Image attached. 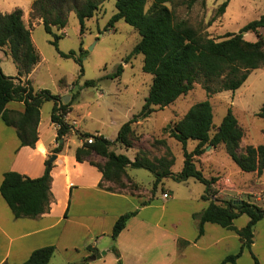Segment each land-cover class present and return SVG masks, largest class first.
<instances>
[{"label":"trees","instance_id":"obj_1","mask_svg":"<svg viewBox=\"0 0 264 264\" xmlns=\"http://www.w3.org/2000/svg\"><path fill=\"white\" fill-rule=\"evenodd\" d=\"M106 0H34L31 16L42 19L47 33L54 36L51 43L59 53L65 57L74 58L83 68V49L81 57L76 51L62 52L58 48L61 35L54 32V28L62 29L67 25L68 14L74 11L80 22V31L84 33L85 21L92 18L99 7ZM198 0H152L146 9L148 0H115L117 12L111 17L107 29L123 19L132 25L140 34V40L127 56L143 54V70L153 75V82L141 111L120 127L115 141L100 134L80 133L83 140L77 147L75 156L78 162H89L102 173L99 187L105 190L123 193L129 192L142 196L144 187L138 184L129 174L128 167L149 170L155 177L152 192L163 183L165 178H172L177 182L195 178L205 185L202 199L209 201L207 207L193 214L198 226V237L204 234V225L207 222L218 224L223 228L238 234L241 246L236 254L226 256L219 264H237V259L245 249L252 252L255 242V225L264 218V207L246 200L236 203L235 200L221 201L216 196L218 190L215 184L220 177L217 175L205 176L199 169L194 157L205 153L206 145L218 146L223 144L232 160L245 172L259 174L264 171V144L248 145L245 153L239 152L240 142L244 131L231 108L223 117L221 123L214 128V112L210 100L206 99L192 105L183 118L174 124H168L165 130L169 136L183 144L184 166L181 171L174 172L176 158L169 148L162 156L151 157L147 149L139 148L134 156L117 153L111 148L114 142L125 148L135 146L134 123L148 118L153 112L175 102L181 95L193 89L196 82L203 80L210 93L225 90H236L247 80L250 72L264 66V14L256 20L244 25L239 32H227L221 40L202 35L186 20H177L173 6L186 4L192 7ZM229 0L224 1L218 8L224 13ZM206 4V0H202ZM253 32L256 40H248L244 33ZM6 48L17 69V76H8L4 73L0 58V119L16 129L21 146L34 147L39 139L38 125L41 117V107L46 101H54L51 111L52 122L58 124L57 140L63 139L74 130L65 115L71 111L72 100L64 102L61 96L48 89L37 90L30 80H23L28 76L37 63L41 54L34 44L31 28L23 19V10L16 8L12 12L0 11V50ZM126 58V59H127ZM127 61V60H125ZM123 72L120 64L112 77H118ZM217 82L218 87H211L209 83ZM95 85V81L87 80L85 86ZM23 101V112L11 110L7 107L10 101ZM257 115L264 118V104ZM93 137V142L87 138ZM189 140L197 141L192 151L187 149ZM160 143L166 144L164 140ZM62 149L60 143L54 152ZM93 154L101 162L93 160ZM53 163L46 164L43 175L32 178L17 171H7L0 186V191L16 218H36L48 213L51 209L53 195L51 192ZM150 200H141L140 206H145ZM138 213V209L120 215L113 226L111 250L117 258V264H123L121 253L116 241L119 234L126 227L127 222ZM249 216L244 227H237L234 220L240 215ZM188 241L179 240V247L183 249ZM89 245L87 249L92 250ZM97 251H94L96 253ZM55 254V246L49 245L35 249L30 257L21 264H49ZM255 264H260L252 253ZM88 260L85 259L83 262Z\"/></svg>","mask_w":264,"mask_h":264},{"label":"rangeland","instance_id":"obj_2","mask_svg":"<svg viewBox=\"0 0 264 264\" xmlns=\"http://www.w3.org/2000/svg\"><path fill=\"white\" fill-rule=\"evenodd\" d=\"M224 1L226 0H206V4L203 5L202 0H198L192 7L186 4L173 6L170 3L168 6L173 9L177 20H186L199 33L216 40H221L227 32H239L248 22L264 14V0H229L226 11L219 13L218 8ZM33 2L34 0H0V10L12 12L16 8H21L28 13ZM151 3L152 0H148L146 9ZM116 12L115 0H106L95 15L85 21L84 33L80 31V22L74 11L68 14V22L64 28L60 30L54 28V32L61 35L58 40L60 51L68 53L74 50L77 56L81 57V49H83L82 75L80 64L74 58L62 56L56 46L51 43L54 36L45 31L43 24H38L32 31L34 42L42 58L32 75V85L37 90L48 89L61 96L63 100L68 96V101H71L72 96L79 92L77 98L72 101L75 107L72 117L79 122V132L89 134L101 132L112 141H115L122 124L141 111L153 82V75L143 70V54L139 53L127 58L141 38L137 29L123 19L118 20L114 27L107 29L109 20ZM33 19L36 20V17ZM261 31L264 33V29ZM244 37L248 40H256L253 32L244 33ZM0 58L5 72L16 75V65L11 57L5 56L4 50H0ZM120 64L123 65L122 74L112 77ZM87 80L95 81V85L85 86ZM216 83L209 84L214 88L218 87ZM206 99L210 100L214 112L212 135L228 109L231 108L244 131L238 151L245 153L248 145L264 144V118L257 115L264 104L263 66L252 70L244 84L236 90L210 93L203 80L196 82L192 90L181 95L175 102L133 124L135 128L133 148L127 149L118 142H114L111 148L117 153L131 157L139 148L147 149L151 157L162 156L166 153V148H169L176 158L175 165L172 167L173 171H181L185 160L183 144L170 137L165 128L168 124H174L183 118L192 105ZM53 106L52 100L43 104L42 121L48 120ZM53 133L54 130L42 136L38 146L42 150L38 148V153L44 158L45 164L52 162V169L59 173L60 164L65 161L68 164L72 163L75 149L81 144L82 139L76 131L74 133L71 131L73 134L65 142L68 151L67 159L54 161ZM160 140H164L166 144L160 143ZM59 142L61 143V140ZM197 143V141L189 140L187 149L192 151ZM44 149H47V153ZM92 158L96 162H101L95 154ZM194 161L205 176L220 177L215 187L218 190L216 197L221 201L235 200L239 203L246 200L264 207V171L260 174L257 171H242L226 152L223 144L216 147L207 144L205 153L194 157ZM87 168L95 175L100 174L90 165H87ZM129 172L137 182L149 190L151 201L156 206L157 215L162 217L163 224L174 223L176 232L188 236L195 234L196 240L199 238L197 222L192 212L198 210L200 205L207 207L209 204V201L202 199L205 190L202 182L195 178L182 182L165 178L153 194L154 175L149 170L131 167ZM63 177L64 175L62 179ZM163 190L164 192L168 190L170 197L165 198ZM60 196L67 200L64 205L66 209L70 192L63 189ZM248 221L249 216L243 214L234 220V224L241 228ZM69 225V230L77 227L75 222H70ZM210 225L224 229L218 224ZM230 235H234V238L231 236L230 240H224L215 246V249L221 247L225 251L234 246L232 254L238 253L241 246L239 236L234 231H230ZM103 239L107 241L109 238ZM255 240L258 242L255 250L251 249L252 252L245 250L237 259V264H255L252 253L260 264H264V218L255 225ZM74 254L76 255L73 251H56L50 264H65L64 256L72 257L75 256ZM190 257L192 261L198 258H195L193 254Z\"/></svg>","mask_w":264,"mask_h":264},{"label":"crops","instance_id":"obj_3","mask_svg":"<svg viewBox=\"0 0 264 264\" xmlns=\"http://www.w3.org/2000/svg\"><path fill=\"white\" fill-rule=\"evenodd\" d=\"M31 12L32 6L28 13L23 11V19L33 31V28L38 24H42V19L36 17L34 20ZM3 50L7 58L11 57L5 52L6 48ZM2 63L1 60V66ZM39 63L28 76H24L22 79H28L33 84L32 75ZM2 69L8 76L18 75V69L16 75L6 73L3 66ZM7 107L20 112L25 110L23 101H10ZM72 107L73 109L65 115V119L74 126L75 130L79 131V122L72 117V112L75 110L74 104ZM52 130H54L53 141L55 142L52 149L55 155L54 161L62 158L66 160L68 151L65 142L75 130L63 138L62 149L59 152H54L60 142L57 140L58 126L52 122L51 114L46 121H42V116L40 117L39 139L34 147L21 146L16 129L6 125L0 119V186L4 173L7 171H17L32 178L43 175L46 164L44 158L38 153V148H40L38 146L42 136ZM94 134L102 133L95 132ZM82 142L83 140L81 144ZM44 152L47 153V149H44ZM75 152L71 164L65 161L60 164L59 173L53 169L51 171L53 199L48 213L36 218H16L0 191V264H21L30 257L35 249L49 245L55 246V252L64 250L76 253L72 257L64 256V258L66 257L65 264H117V258L111 250L114 223L120 215L136 209H138V213L129 219L116 241L123 264H219L226 256L233 253L234 246L225 251L221 247L215 249V246L224 240H230L231 236L234 238V235H230L231 230L218 229L210 225L214 223L207 222L204 225V234L197 240L195 234L193 236L180 234L174 230V223L163 224L162 217L157 215L156 206L151 201L149 190L144 188L141 191L142 196H139L129 192L116 193L100 188L102 173L87 161L78 162ZM135 154L134 152V155L129 158L133 160ZM87 165L96 168L100 174L95 175L87 168ZM130 168L128 167V172ZM129 174L137 182L130 172ZM62 175H64L63 179ZM63 189L70 192L66 209H64V205L67 200L60 196ZM166 192L169 193L168 190ZM137 199L140 201H136ZM144 199L150 200L149 203L140 206L141 200ZM205 207L206 205H200L199 209L193 211L192 214L202 211ZM70 222H75L77 227L69 230ZM105 237L109 239L103 241ZM181 239L189 242L187 248L179 247ZM89 245L92 250L87 249ZM257 245L258 242L255 240L252 250H255ZM94 251L97 252L94 253ZM102 251H105V254L101 258H91L92 255ZM191 254L198 258L192 261ZM87 258L89 261L83 262Z\"/></svg>","mask_w":264,"mask_h":264},{"label":"water","instance_id":"obj_4","mask_svg":"<svg viewBox=\"0 0 264 264\" xmlns=\"http://www.w3.org/2000/svg\"><path fill=\"white\" fill-rule=\"evenodd\" d=\"M64 102H65V103L68 102L67 97H65ZM61 143H63V139H61ZM54 158H55V155L53 156V159H54ZM234 202H236V201H234ZM240 202H242V201H240ZM103 254H105V251H102V252H100V253H97V254H95V255H92L91 258H92V259L101 258Z\"/></svg>","mask_w":264,"mask_h":264},{"label":"built area","instance_id":"obj_5","mask_svg":"<svg viewBox=\"0 0 264 264\" xmlns=\"http://www.w3.org/2000/svg\"><path fill=\"white\" fill-rule=\"evenodd\" d=\"M58 127H59V125L58 124H56ZM73 126V125H72ZM73 128H74V126H73ZM74 130H75V128H74ZM76 131V130H75ZM87 140V142H89V143H92L93 142V137H90V138H87L86 139ZM163 196L165 197V198H167V197H169V193L168 192H164L163 193Z\"/></svg>","mask_w":264,"mask_h":264}]
</instances>
